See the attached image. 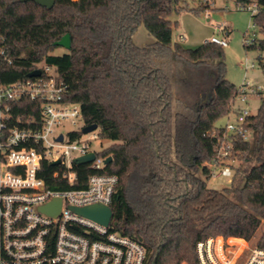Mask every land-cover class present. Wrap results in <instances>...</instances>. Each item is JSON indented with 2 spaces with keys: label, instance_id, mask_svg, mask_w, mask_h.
<instances>
[{
  "label": "trees",
  "instance_id": "obj_1",
  "mask_svg": "<svg viewBox=\"0 0 264 264\" xmlns=\"http://www.w3.org/2000/svg\"><path fill=\"white\" fill-rule=\"evenodd\" d=\"M181 1L55 0L48 8L33 0H0V83L30 78L37 63L57 68L68 85L65 100L78 103L84 124H98L100 136L113 141L100 152L113 157L104 169L77 166V186L96 172L119 177L111 204L113 230L144 244L146 264H199L198 240L210 235L251 239L264 217V91L258 111L248 118L251 140L239 137L234 143L231 158L243 164L235 168L232 184L209 187L205 162L217 153L224 131L217 122L230 112L238 86L226 78L221 45L173 43L169 16ZM254 19L263 37L244 44L260 52L264 72V7ZM141 24L154 42H134ZM66 33L71 48L54 53L60 47L55 42ZM172 60L213 67L215 83L202 95L208 99L192 106L175 93ZM24 106L14 114L40 118V101L24 100ZM56 168L44 163L47 185L70 187L54 178ZM258 243L264 246V231Z\"/></svg>",
  "mask_w": 264,
  "mask_h": 264
},
{
  "label": "built area",
  "instance_id": "obj_2",
  "mask_svg": "<svg viewBox=\"0 0 264 264\" xmlns=\"http://www.w3.org/2000/svg\"><path fill=\"white\" fill-rule=\"evenodd\" d=\"M238 2L237 9L248 10L253 17L264 7L262 0ZM253 26L258 27L255 19ZM214 28L208 40L227 47V26L221 23ZM257 39L245 37L244 43L252 44ZM34 69H40V75L0 83V264H146L148 251L144 244L113 230V219L109 225H103L72 210V206L94 203L111 207L119 177L96 172L89 175L85 186H77V166L81 164L75 163V158L94 152L95 159L86 164L99 171L108 164L105 159L109 155H101V150L92 148L93 141L100 137L99 127L74 138L71 131L59 130L65 120L77 123L82 118L81 106L65 100L68 85L54 65L41 62ZM263 91L264 85L250 81L237 87L227 114L234 117L233 121L223 126L217 153L205 163L208 179H232L229 160L234 143L239 137L251 140L248 118L255 113L250 98L261 97ZM24 100L41 102L40 118L34 114H14L15 108H25ZM217 134L216 130L212 132L214 136ZM46 162L56 165L54 178L70 187L54 189L47 185L43 175ZM56 197L62 199L58 215L39 210L40 205ZM258 242L233 235L207 236L196 243L198 263L264 264V246Z\"/></svg>",
  "mask_w": 264,
  "mask_h": 264
},
{
  "label": "rangeland",
  "instance_id": "obj_3",
  "mask_svg": "<svg viewBox=\"0 0 264 264\" xmlns=\"http://www.w3.org/2000/svg\"><path fill=\"white\" fill-rule=\"evenodd\" d=\"M238 3V0H209L207 2H204V0H182L179 4L173 5L172 13L169 16L173 23V43L178 42L186 48H195L210 38L215 32L214 26L216 24L222 23L229 30V44L227 47H223L226 78L236 86L245 81L263 86L264 72L258 59L260 52L256 49L247 48L244 44L245 37L252 40L255 37L262 38L263 34L258 27L253 26L254 17L252 13L248 10L237 9ZM176 7H179V10ZM200 8L203 10L198 13L197 10ZM216 32L219 33L218 30ZM133 39L138 45L155 41V37L148 32L144 24L138 26ZM64 51H66V48L60 46L54 53ZM171 62L175 93L192 106L206 98V96H202V93L209 92L215 83L213 67L211 65L193 66L178 60H172ZM251 63H254V66H251ZM260 101V96H251L252 112L256 113L258 111ZM233 118V116L229 118L225 115L218 120L217 124L224 126L228 121H233ZM83 124V118H78L77 123L65 120L59 130L65 133L73 130L81 131ZM112 143V140L100 136L93 141L92 148L103 150ZM229 162L234 173L230 181L227 177L207 179L202 172H199V175L207 180V185L211 188L229 187L236 175L235 168L242 165L243 161L235 157L230 159ZM263 231L264 217L250 242H257Z\"/></svg>",
  "mask_w": 264,
  "mask_h": 264
},
{
  "label": "water",
  "instance_id": "obj_4",
  "mask_svg": "<svg viewBox=\"0 0 264 264\" xmlns=\"http://www.w3.org/2000/svg\"><path fill=\"white\" fill-rule=\"evenodd\" d=\"M21 1H28V0H21ZM37 2L38 4L52 8L55 4V0H33ZM59 46H63L66 49L71 48V34L66 33L64 34L61 39L57 40L55 42ZM41 70L40 69H34L29 73V76H38L40 75ZM209 97L207 96L206 99ZM98 128V124L93 123V124H88L83 126L82 128V133H88L91 132L92 130ZM62 139V136H60V140ZM95 159V153L94 152H89L85 155H82L80 157H77L74 159V162L77 164H86L91 162L92 160ZM113 157L109 155L105 159V163L111 162ZM61 206H62V199L61 197H56L53 200L40 205L39 210L51 215L55 216L58 215L61 211ZM72 210L82 216L88 217L92 220H95L103 225H109L112 217H113V210L110 206L101 204V203H94V204H89V205H84V206H72Z\"/></svg>",
  "mask_w": 264,
  "mask_h": 264
},
{
  "label": "crops",
  "instance_id": "obj_5",
  "mask_svg": "<svg viewBox=\"0 0 264 264\" xmlns=\"http://www.w3.org/2000/svg\"><path fill=\"white\" fill-rule=\"evenodd\" d=\"M206 92L202 93V95H204Z\"/></svg>",
  "mask_w": 264,
  "mask_h": 264
}]
</instances>
